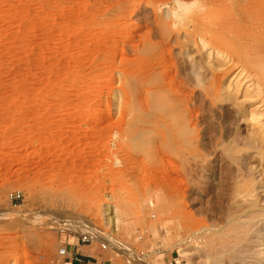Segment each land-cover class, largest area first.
Segmentation results:
<instances>
[{"label": "rangeland", "instance_id": "1", "mask_svg": "<svg viewBox=\"0 0 264 264\" xmlns=\"http://www.w3.org/2000/svg\"><path fill=\"white\" fill-rule=\"evenodd\" d=\"M242 2L173 28L176 0H0V264H68L93 229L105 264H264V210L234 193L264 202L261 108L213 28Z\"/></svg>", "mask_w": 264, "mask_h": 264}, {"label": "bare ground", "instance_id": "2", "mask_svg": "<svg viewBox=\"0 0 264 264\" xmlns=\"http://www.w3.org/2000/svg\"><path fill=\"white\" fill-rule=\"evenodd\" d=\"M239 10L240 13H243V16L242 17L240 16L235 21L232 20L233 22L230 23V28H227L229 30L225 28L226 22L224 21L222 22V20L221 23L213 25L214 26L213 28L215 29L214 33L219 34V35L217 34L216 38L222 35V38H220L223 39L222 44L229 48L227 49L230 50L232 57L242 62V64H244L247 68L248 71L247 75L249 77L250 88H251L250 90L251 94H247V96L249 95L248 96L249 98H247L249 99V106L252 107L258 104V106H260L261 108V109L258 108L259 110L256 108L257 106L251 108L248 111L249 117H247L246 119H248L247 121L248 124L247 128L249 134L248 136L251 139V146L253 149V153L254 156L259 158V165H260L259 167H261V171L264 175V121H262L261 119V117L264 119V0H245V2H242L241 4L235 6L233 5L231 8L227 9L228 12L234 14L239 12ZM192 25L194 30H196V32L198 31L200 33H203L202 28H204L205 23L203 25L201 20H194ZM237 31H241V33L239 34ZM219 32L222 34L220 35ZM217 43L218 42H216L215 45H217ZM155 104L156 107L157 105L158 107H161L164 104V102L163 100L160 99V97H157L155 99ZM257 115L260 116L259 118L261 120L260 119L258 120ZM248 179L249 178H247V180L245 179L239 184H236L237 186L235 187V191H234L235 196H241L247 199V201L249 202V207H255L256 209L258 208L261 209L262 211L264 210V202L263 200H261V198H259L258 194L256 193V189L254 187L252 180L251 179L248 180ZM262 188L264 189V187ZM242 206L244 205H241L239 209H243ZM256 209H252V210H256ZM235 211L231 212L232 215L230 214L231 216H229V218L230 217L231 219L236 218L237 215L236 213H238L239 211L237 210ZM111 219L112 218L110 216H107L108 222H110ZM262 222H264V220ZM262 225L264 224L262 223ZM93 230L89 231L88 236L91 235L92 238L96 239L95 234L97 231L95 232V230L94 231ZM98 236H100V234ZM101 238L106 239L103 236Z\"/></svg>", "mask_w": 264, "mask_h": 264}, {"label": "crops", "instance_id": "3", "mask_svg": "<svg viewBox=\"0 0 264 264\" xmlns=\"http://www.w3.org/2000/svg\"><path fill=\"white\" fill-rule=\"evenodd\" d=\"M90 242H81L76 237L74 239L66 238L64 246L67 248L68 264H105L108 255L103 251L104 247L101 242L100 245ZM172 262L171 260L168 263L172 264Z\"/></svg>", "mask_w": 264, "mask_h": 264}, {"label": "clouds", "instance_id": "4", "mask_svg": "<svg viewBox=\"0 0 264 264\" xmlns=\"http://www.w3.org/2000/svg\"><path fill=\"white\" fill-rule=\"evenodd\" d=\"M206 9L200 0H191V3L183 4L176 0V8L171 11V19L174 21L173 28L179 27L193 12H204Z\"/></svg>", "mask_w": 264, "mask_h": 264}, {"label": "built area", "instance_id": "5", "mask_svg": "<svg viewBox=\"0 0 264 264\" xmlns=\"http://www.w3.org/2000/svg\"><path fill=\"white\" fill-rule=\"evenodd\" d=\"M18 198H20V195H19V194H17V195H12V194H10V199H11V200H17ZM79 240H80L81 242H90V241H91V237L88 236L87 234H82V235H80ZM101 245H102V247H104V248L106 247V244H105L104 242H101ZM59 253L62 254V255H66V253H67V248H66L65 246L61 247V248L59 249Z\"/></svg>", "mask_w": 264, "mask_h": 264}]
</instances>
